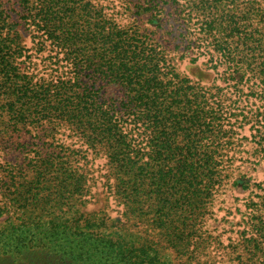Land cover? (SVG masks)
Returning a JSON list of instances; mask_svg holds the SVG:
<instances>
[{"label": "rangeland", "instance_id": "obj_1", "mask_svg": "<svg viewBox=\"0 0 264 264\" xmlns=\"http://www.w3.org/2000/svg\"><path fill=\"white\" fill-rule=\"evenodd\" d=\"M40 1L0 0V33L11 30V36L28 48L23 66L35 77L52 81L70 77L66 61L54 63L63 53L33 24ZM83 2L159 43L176 72L201 87L223 111L217 120L225 135L218 148L220 176L195 213L167 211L161 205L169 201L157 203L152 191L147 204L139 206L117 192L105 154L97 153L70 125L10 128L8 141L0 142V236L13 233L9 227L27 217L32 224L55 219L57 224L97 227L101 222L171 264H264V0ZM213 18L218 22H210ZM80 78L96 88L101 85L104 96L118 107L122 104L121 87L97 83L90 71ZM149 137L144 142L147 150L152 149ZM52 151L71 155L73 168L81 174V188L71 190L72 195L46 197L45 180L30 182L34 177L30 159ZM50 178L53 185L55 177ZM51 185L47 182L46 187ZM15 187L21 188L18 196ZM2 258L0 264H9ZM48 260L49 256L33 255L15 263L49 264Z\"/></svg>", "mask_w": 264, "mask_h": 264}, {"label": "trees", "instance_id": "obj_2", "mask_svg": "<svg viewBox=\"0 0 264 264\" xmlns=\"http://www.w3.org/2000/svg\"><path fill=\"white\" fill-rule=\"evenodd\" d=\"M35 12L33 24L41 36L63 53L54 63L66 61L71 76L55 81L35 77L23 66L28 48L11 30L0 33V142L7 140L10 128L70 125L105 154L117 192L128 203L147 204L152 191L157 203L169 201L161 205L167 211L201 209L220 176L218 148L225 135L217 120L223 111L176 72L159 43L137 27L120 26L103 9L83 0H41ZM84 71L97 83L121 87L122 104L104 96L101 85L82 81ZM148 135L151 150L144 144ZM61 154L38 152L29 161L30 182L45 180L46 197L72 195L71 190L81 188L71 155ZM20 189L15 187L16 196ZM56 222L32 224L27 217L9 227L16 234L0 236L1 262L43 255L49 264H171L101 222L97 227Z\"/></svg>", "mask_w": 264, "mask_h": 264}]
</instances>
